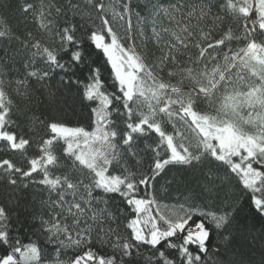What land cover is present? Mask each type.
Masks as SVG:
<instances>
[{
  "label": "snow or ice",
  "instance_id": "6c2138e0",
  "mask_svg": "<svg viewBox=\"0 0 264 264\" xmlns=\"http://www.w3.org/2000/svg\"><path fill=\"white\" fill-rule=\"evenodd\" d=\"M0 264H264V0H0Z\"/></svg>",
  "mask_w": 264,
  "mask_h": 264
},
{
  "label": "trees",
  "instance_id": "16d2710c",
  "mask_svg": "<svg viewBox=\"0 0 264 264\" xmlns=\"http://www.w3.org/2000/svg\"><path fill=\"white\" fill-rule=\"evenodd\" d=\"M29 27L32 28L33 26L30 24ZM71 123L75 126L77 124H86L87 121L86 120H83V119H79L77 117H72L71 118ZM158 195L164 196L165 195L164 190L163 189L158 190ZM173 195H175V193H173ZM163 202L164 203H168L169 201L164 200Z\"/></svg>",
  "mask_w": 264,
  "mask_h": 264
}]
</instances>
